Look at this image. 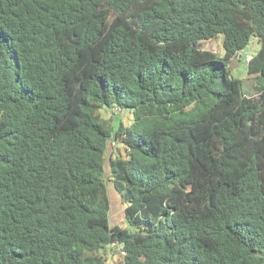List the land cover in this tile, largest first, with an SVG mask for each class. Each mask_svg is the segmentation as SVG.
<instances>
[{
    "label": "trees",
    "instance_id": "16d2710c",
    "mask_svg": "<svg viewBox=\"0 0 264 264\" xmlns=\"http://www.w3.org/2000/svg\"><path fill=\"white\" fill-rule=\"evenodd\" d=\"M251 36L264 78V0H0V264H264V88L227 67Z\"/></svg>",
    "mask_w": 264,
    "mask_h": 264
},
{
    "label": "rangeland",
    "instance_id": "374dc122",
    "mask_svg": "<svg viewBox=\"0 0 264 264\" xmlns=\"http://www.w3.org/2000/svg\"><path fill=\"white\" fill-rule=\"evenodd\" d=\"M223 35L218 34L216 37L210 39H204L200 42V46L205 49H211L218 53L219 56H222L224 49L222 46ZM260 47V42L256 36H251L248 44L239 51L238 57L232 59L228 62L227 67L230 71V76L241 79L242 88L246 95L255 94L262 88H264V78L257 77L254 75H249L247 73V56H252L255 54ZM233 63V64H231ZM101 114L104 118L109 119L111 123H115L118 120L124 125H129L132 122V115L127 110H122L120 108H103L101 109ZM113 145V146H112ZM110 144L109 152L117 153L119 151L123 152L122 144L119 142ZM108 157V156H107ZM109 175V163L106 160L104 178L107 180ZM108 186V195L111 202L110 208V220L109 223L111 226L118 225L120 227L127 226V222L124 218V207L125 205L121 203L120 197L116 194L113 184L111 181H107ZM101 254L104 256L106 264H122L123 262V253L120 250V247L116 244H111L105 246L100 250Z\"/></svg>",
    "mask_w": 264,
    "mask_h": 264
},
{
    "label": "built area",
    "instance_id": "2783aa9c",
    "mask_svg": "<svg viewBox=\"0 0 264 264\" xmlns=\"http://www.w3.org/2000/svg\"><path fill=\"white\" fill-rule=\"evenodd\" d=\"M249 58H250V56H247V57H246V60L248 61V60H249ZM122 253L124 254V252H123V251H122Z\"/></svg>",
    "mask_w": 264,
    "mask_h": 264
},
{
    "label": "water",
    "instance_id": "95a60500",
    "mask_svg": "<svg viewBox=\"0 0 264 264\" xmlns=\"http://www.w3.org/2000/svg\"><path fill=\"white\" fill-rule=\"evenodd\" d=\"M235 58H236V57H235ZM235 58H233V59H234V61L236 62ZM231 64H233V63H231Z\"/></svg>",
    "mask_w": 264,
    "mask_h": 264
}]
</instances>
